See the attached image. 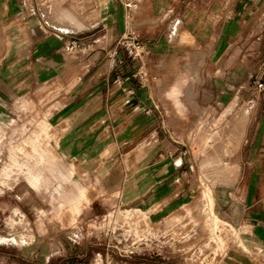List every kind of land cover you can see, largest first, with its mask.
I'll return each instance as SVG.
<instances>
[{
    "label": "crops",
    "instance_id": "1",
    "mask_svg": "<svg viewBox=\"0 0 264 264\" xmlns=\"http://www.w3.org/2000/svg\"><path fill=\"white\" fill-rule=\"evenodd\" d=\"M198 6L215 17L210 25L208 16L193 19ZM224 10V0H25L23 20H0L8 29L0 59H32L59 76L65 49L79 45L66 73L71 83H10L9 66H0V143L14 138L1 133L11 119L47 121L55 148L41 154L56 156L41 165L39 180H12L0 164V227L25 208L34 225L33 239L0 245V264H134L133 255L108 249V231L87 227L122 205L167 242L164 257L136 254L135 264H194L193 242L179 239L189 230L169 219L203 199L239 230L243 252L231 250L224 264H264L255 254L256 247L264 251V90L257 88L264 81V0H233L226 23ZM16 27L25 29L19 42L28 44L26 55L9 51ZM127 33L143 41L162 87L133 83L120 43ZM192 38L209 50L200 70L199 126L189 138L193 118L161 116L160 107L192 109L184 68Z\"/></svg>",
    "mask_w": 264,
    "mask_h": 264
},
{
    "label": "rangeland",
    "instance_id": "2",
    "mask_svg": "<svg viewBox=\"0 0 264 264\" xmlns=\"http://www.w3.org/2000/svg\"><path fill=\"white\" fill-rule=\"evenodd\" d=\"M225 2V10H224V20L225 23L228 19H230V11L228 8L231 7L233 0H224ZM25 4V0H0V20L8 19V18H15L17 20H23L24 15L23 12H20L22 7ZM8 6V7H7ZM197 11L194 13L193 19L196 20L198 18H206L208 16V24L212 23L214 20V16H210V14L201 13L200 7H197ZM5 28L0 27V37L4 35L6 32ZM202 32L205 30H210V28H201ZM226 32L232 31L230 26L225 27ZM10 36L13 38V43L9 45L10 52H24L25 55L29 53L30 48L27 43H22L19 41H23L26 37L25 29L22 27H16L10 33ZM193 47L188 53V60L184 64V68L189 76H187V82L189 81L187 87V94L185 95L186 100L191 103L192 109H185V108H165L160 107L161 116L163 115H180L183 114L187 117H192V121L190 124V130L188 137H193V129L197 128L199 123L197 122L198 118L200 117V109L197 105L199 102V90H200V83L203 81L201 76V68L203 64V59L206 55L208 48L200 49L201 44L196 42L194 38H192ZM3 48V49H1ZM66 48V47H65ZM0 49L3 52H7L8 45H0ZM11 54V53H10ZM129 54V53H128ZM143 53L141 56L133 58L129 54L128 65H129V73H131L133 83L142 86V85H150V86H159L165 83L162 76L158 75L156 71H153L152 66L147 62V57L144 56ZM5 57L9 56V54H5ZM76 54L69 49H65V58L59 62L60 69H63L62 75H55L54 71H47L43 68V65L40 64L38 61H34L28 58H22L17 60L11 59H0V66L8 67L6 72L10 73L11 76L8 77V82L10 83H17V84H38V83H47L53 82L55 80L60 81L61 83H71V77H66L67 71L71 70L75 65L74 58ZM53 62H50L52 64ZM81 67H87L86 62H81ZM163 67V65H161ZM55 68V66H54ZM36 71L37 76L33 74ZM192 74V75H191ZM65 75V76H64ZM1 82V80H0ZM49 96H55V93H49ZM30 107L32 111L33 101L29 99ZM197 101V102H196ZM28 115V114H27ZM9 122V123H8ZM5 123V126L1 128V133H9L14 137L12 139L4 138L1 140L0 148L6 149L5 155H0V164L5 165L2 175H10L12 180L16 179H24L25 177H30L39 180V170L41 165L47 160H55L56 156L52 154L51 156L42 155V151H52L55 148V129L53 125L46 122H38L29 119H21V120H9ZM167 125H164L161 122V142L165 145L168 144L170 140L167 134ZM29 208H25L23 211H17L11 215H7L3 219V225L0 227V245L1 244H8L13 242H22L28 241L33 239L31 235L34 225L32 221V216H30ZM138 211H136L133 207L122 205L116 207L114 210L106 214L96 223H92L91 225H87L88 228L103 231L106 233L108 231L116 230V234L120 233L122 230L131 229L132 232L137 228H148L152 227L151 225L140 222ZM143 215H146L143 213ZM143 221V220H142ZM144 223V224H141ZM167 226V225H162ZM76 231V229H75ZM78 231V230H77ZM85 239L88 238L90 235V231L85 229L84 231ZM102 232V233H103ZM21 234L25 235L22 236ZM26 234H30L26 236ZM66 238L72 239H80L81 242L82 236H74L68 234L65 236ZM94 237V236H92ZM103 236H97L96 239H103ZM116 238L118 239L119 236H105L106 243H116ZM135 237L133 236V239ZM255 254L258 259L264 260V251L259 249L258 247L255 248ZM133 255V263L135 264L136 259H134ZM87 258H83L80 262L86 263Z\"/></svg>",
    "mask_w": 264,
    "mask_h": 264
},
{
    "label": "built area",
    "instance_id": "3",
    "mask_svg": "<svg viewBox=\"0 0 264 264\" xmlns=\"http://www.w3.org/2000/svg\"><path fill=\"white\" fill-rule=\"evenodd\" d=\"M120 43L133 58L145 53L143 41L135 34L127 33ZM78 46L77 42H73L69 45V49L74 50ZM257 88L260 91L264 90V81L258 82ZM203 193L205 192L203 191ZM169 220L181 228L189 230L179 239L188 238L193 242L194 246L190 251H192L191 255L194 256V264H224L231 250L237 253L238 251L243 252L237 244L239 230L215 214L208 200L203 199L198 204L197 209L187 210L185 214L177 212ZM140 222L145 221L140 219L137 223ZM109 232L108 235L114 236V238L119 236V238H116V243H111L112 240H110L107 247L117 251L120 255L144 254L151 258L166 255L167 242L165 236L154 232L151 227L137 228L134 232L131 229L122 230L118 234H116L115 229H111ZM154 242H158L160 245L155 246ZM105 264H112V262L107 260Z\"/></svg>",
    "mask_w": 264,
    "mask_h": 264
},
{
    "label": "bare ground",
    "instance_id": "4",
    "mask_svg": "<svg viewBox=\"0 0 264 264\" xmlns=\"http://www.w3.org/2000/svg\"><path fill=\"white\" fill-rule=\"evenodd\" d=\"M187 34V33H186ZM185 37H187V36H185ZM188 39V38H187ZM186 42V41H185ZM193 42V41H192ZM192 75V74H191Z\"/></svg>",
    "mask_w": 264,
    "mask_h": 264
}]
</instances>
